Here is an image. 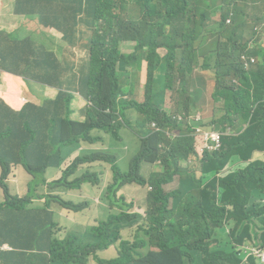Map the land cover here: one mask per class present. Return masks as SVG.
Listing matches in <instances>:
<instances>
[{"label": "trees", "instance_id": "obj_1", "mask_svg": "<svg viewBox=\"0 0 264 264\" xmlns=\"http://www.w3.org/2000/svg\"><path fill=\"white\" fill-rule=\"evenodd\" d=\"M15 1L17 17L37 18L41 39L51 30L76 47L81 26L92 36L85 50L89 70L64 83L69 60L62 64L30 38L16 42L17 29L0 27V71L55 92L41 105L28 102L19 110L0 97V264H87L98 248L99 264H242L241 252L256 248L255 220L263 227L264 243V161L252 160L255 152L264 153V45L254 41L258 32L245 36L246 29L264 32V0H86L87 9L70 4L57 19L49 18L55 12L50 6L71 0ZM127 5L138 9L136 21L124 18ZM124 44L133 51L124 53ZM179 56L189 80L177 92L189 94L190 102L180 113H145L146 105L134 99L142 67L148 68L150 103L156 75L165 89ZM196 69L214 74L211 96L206 97L210 81L192 76ZM1 90L6 91L4 82ZM207 104L222 148L199 153V177L183 162L192 165L194 133L203 121L177 117ZM128 107L144 114L136 126L125 114ZM146 124L157 128L145 130ZM131 130L140 148L125 172L121 145ZM231 163L240 165L219 178ZM145 164L156 166L148 177ZM21 167L29 179L24 196L9 184ZM49 170L56 172L52 179ZM176 176L179 187L166 193L164 187ZM127 187L152 188L147 217L130 213ZM96 198L108 210H121L108 225L91 230L99 242H107L84 244L82 235L60 238L58 213H80ZM135 228L133 242L121 240L123 231ZM4 244L11 250L3 251ZM248 259L261 264L255 255Z\"/></svg>", "mask_w": 264, "mask_h": 264}, {"label": "rangeland", "instance_id": "obj_2", "mask_svg": "<svg viewBox=\"0 0 264 264\" xmlns=\"http://www.w3.org/2000/svg\"><path fill=\"white\" fill-rule=\"evenodd\" d=\"M45 1H50V0H45ZM57 1H60V0H57ZM82 1L83 0H71V2L66 3V5H69V4L76 5L77 6L76 10H77L80 8V6H82L81 4ZM1 7L3 8L2 12H6V9H7L6 4H2L0 8ZM85 8L87 9V6ZM2 12L0 11V22L3 17ZM24 18L30 19L32 23H34L37 20L36 17H24ZM124 18L136 21L139 18L138 9L135 6L127 5L125 8ZM32 25L34 27V24ZM34 28H35V31L39 29L40 28L39 24H35ZM254 32L259 33V35L254 38V41L258 42L261 40L262 44L264 45V37H263L264 32L262 31L261 33V29L259 27L255 28V30L246 29L245 31L246 38H252L254 35ZM91 36H92V32L89 31L87 26H83L82 35L80 36L79 43L76 46V48H68V49L66 48L65 50V48L62 47V45H59V44L55 45V48H57V51L59 52V57L61 61H63L64 59L69 60L67 61L66 63L67 66L65 67V70H64V77H65L64 83L71 82L74 79V76H77L78 78L80 75H84L86 70H89V65H88V62L86 61L85 50H86V45L88 44L89 38ZM40 42H42V40H40ZM126 47L127 46H123L124 49ZM159 54L162 55V51L159 52ZM202 60H203L202 57L198 58L199 67H201L202 65ZM74 62H75L76 67H73ZM184 63H185L184 58L182 56H179L177 61L175 62V67L177 68L175 77L172 80L170 76L167 77L166 79L167 84H166L165 89H162V86L160 84L161 82L160 75H156V78H155L156 83L152 87V92L155 98L152 97V101L150 103H146L147 101L146 90H141V88H138V91L136 92L134 99L137 100L140 103V105H146V108L143 109L145 113L152 112V110H160V111L171 112V113H180L182 112V108L184 107V105L187 102H190L191 96L189 94H182V93L177 92L181 88V82L184 79H187V81L189 80L188 76L186 78L184 74ZM120 67L121 69H123L125 65L122 64ZM192 76L203 79V75L198 69H196L193 72ZM212 82H213V79L211 78L210 84L207 87L206 97L211 96L213 92ZM170 88H173L175 91L170 90ZM19 91H20L19 93L20 95H24L28 91H30V89L28 87H22ZM1 92L3 91L1 90ZM38 94H40L42 97H45V93H38ZM161 95H162V99H161ZM78 105H79V102H76L75 107H77ZM138 112L139 110L134 107H128L125 110V114L133 126H136L137 121L139 122L141 116L144 115V114L139 115ZM213 112L214 111L212 109V106L207 104V105H204L201 109L197 110L195 116L197 117L198 120L206 121L212 117ZM149 124L145 125V130L147 129ZM203 124L206 125L203 128L210 129L207 126L209 125V123H203ZM200 145H202V143ZM121 146L124 147V151L126 152V154L121 159L120 163H121L122 169L126 172L129 170L131 160L139 152L140 140L136 136V134L131 130V136H130L129 142ZM75 150H76L75 148L69 150L67 154L68 157L70 156V154L75 152ZM253 160H263L264 161V153H260L258 155L255 154ZM191 162H192V165H189V161L186 160L183 162V166L189 167V168L191 167V169L193 170V173L195 174L197 172V174L200 176L201 172H200V168H199L200 165L198 163V160L195 158H192ZM153 170H156V166L145 164L143 167V173L147 177ZM231 170H232V167H229V171ZM55 174L56 172H52L51 170L48 171V177L50 179H52L55 176ZM28 182H29V179L27 178L26 170L25 168L21 167L18 172V177L16 179H12L9 182V184L14 194H20L24 196L26 192H28V190L26 189L24 192L22 190V187H26ZM179 183H180V178L179 176H176L173 182H171L170 184L164 187L165 192L166 193L174 192L179 187ZM141 189L142 188H133L131 189V192H134V195H135L136 193L140 192ZM59 193H61L66 198H72L73 200L77 202L79 201V197L72 196L66 190H61ZM149 194L150 192L148 188V189L142 190L140 194L133 196L131 200L128 202V203L133 204V208L130 210V213L141 214L143 218H145L147 215V211H148L147 200H148ZM2 195H3V192L0 191V196ZM39 202H43V201L40 200ZM120 213H121L120 209H112V210L98 212L97 204L93 203L87 209H85L84 211L80 213H72L69 211L59 212L58 213L59 217L56 219V221L61 231L66 230L67 228L75 229V228H78L79 225L83 228L90 229L92 227H98L102 223L108 222L112 217H115L119 215ZM64 220H66L67 222L63 223ZM135 231H136V228L132 231H123V233L121 234V240L133 242L135 239ZM262 232H263V227L257 220H255L253 222L252 235H253L256 247H264V243L261 238ZM99 239L100 238L97 237L93 241V244L100 243L101 241L99 242ZM248 251L249 250H245L243 254Z\"/></svg>", "mask_w": 264, "mask_h": 264}, {"label": "crops", "instance_id": "obj_3", "mask_svg": "<svg viewBox=\"0 0 264 264\" xmlns=\"http://www.w3.org/2000/svg\"><path fill=\"white\" fill-rule=\"evenodd\" d=\"M2 4H6V12H2L3 8H0V11L3 14L2 20L0 22V27H4V28H8V29H17V31L14 33V36H12V38L16 41V42H21L23 41L25 38H30L31 41L38 43L37 45H39L40 43L45 46L47 48V50L49 52H53L54 55H56L59 60L61 61L60 57H59V52L57 51V48H55V45L59 44L62 45V47L68 49V48H76L71 47L66 41H64L61 36L58 33H55L51 30H45L43 34H46V37H43L41 39L39 32H40V28L38 30L35 31V24L31 22L30 19L28 18H24V17H17L15 15V9H17V2L15 0H0V6H2ZM81 4L86 7V0H83L81 2ZM71 6L66 5V2H58L56 4H54L53 6H50V8L52 7L54 9L55 12H51L50 11V15L49 18L50 19H57L59 18L60 15H62V13L69 7ZM74 7L76 8L77 6L74 5ZM34 24V27L33 25ZM82 27H80L79 32H78V39H80V36L82 35ZM40 40H42V42H40ZM123 46H127L125 49L123 48ZM122 46V51L124 53L127 52H132L133 51V46L131 44H124ZM86 54V52H85ZM162 56H164L163 52H162ZM67 59H64L62 62V64H65ZM2 67V63L0 64ZM142 74H141V82H140V88L141 90L144 87L145 84V78H146V72H147V67L144 66L142 67ZM203 75V77L206 79L207 82L210 81V79L212 78L209 74H204L201 73ZM6 84V91L0 92V97L4 100L7 101V103L14 109L19 110L21 109L26 103L30 102V103H34L37 105H41L46 98L51 99L54 97L55 92L54 90H51L49 88H44L41 86H38L34 83L31 82H27L26 80L7 74L3 71H0V86L2 83ZM22 87H28L30 89V91H28L26 94L24 95H20V89ZM136 90L138 91V87H136ZM38 93H45V97H42L40 94ZM25 100V101H24ZM80 105H78L76 108H78ZM81 107V106H80ZM203 107V106H202ZM212 120V117L206 121H203V123H209ZM130 140V138H129ZM129 140L126 142L128 143ZM124 143V144H126ZM124 157V156H123ZM122 159V158H121ZM12 179H16V178H12ZM11 179V180H12ZM133 188H142V190L146 189L145 187H127L123 193H125L127 195L128 198V202L131 200V198L137 194H140V192L136 193L134 195V192H131V189ZM99 198L95 199V203L97 204V211L98 212H102V211H106L108 210L106 207L104 206H100L98 205L99 203ZM141 215V214H140ZM142 216V215H141ZM147 217V215H146ZM112 221V219H110L108 222L106 223H102L100 224L98 227H92L90 229L88 228H83L81 227L79 224L78 228L75 229H66L63 230L60 235L63 237H66L68 235H77L83 236V241L84 244H91L93 243V241L96 239L93 237L91 230L92 229H98L101 225H108L110 222ZM64 222L66 223L67 221L64 220ZM62 237V238H63ZM107 241H101L100 243H98V245H103L104 243H106ZM119 246V242L116 243ZM5 245L8 244H4L2 247L3 251H6V249L4 248ZM248 250V249H246ZM101 250L98 248L97 252H100ZM114 251V247L112 246L107 252L106 255L107 256H112V252ZM245 250H243L241 253L243 255V257H245V253L243 254ZM91 254V256H89L87 258V264H99L95 259L96 256L99 254ZM242 264H249V259L244 258V260L242 261Z\"/></svg>", "mask_w": 264, "mask_h": 264}, {"label": "built area", "instance_id": "obj_4", "mask_svg": "<svg viewBox=\"0 0 264 264\" xmlns=\"http://www.w3.org/2000/svg\"><path fill=\"white\" fill-rule=\"evenodd\" d=\"M228 24L231 25L230 21H228ZM253 64H255V61H253ZM25 101V100H24ZM181 121L185 119H196L197 121H200L197 119L195 114L193 115H186L183 114L181 116H178ZM202 121V120H201ZM157 128L156 124H153L152 129ZM195 136H196V150L199 153H203L205 150H208L210 152L218 151L221 148V136L217 133V131H209L204 129L203 127L199 126L195 130ZM202 143V145L200 144ZM4 248L6 250H11V247L9 245H5ZM249 251L245 253L246 259L249 258L250 255H255L260 259V262L264 264V247H257L254 249H248Z\"/></svg>", "mask_w": 264, "mask_h": 264}, {"label": "clouds", "instance_id": "obj_5", "mask_svg": "<svg viewBox=\"0 0 264 264\" xmlns=\"http://www.w3.org/2000/svg\"><path fill=\"white\" fill-rule=\"evenodd\" d=\"M228 24V23H227ZM229 25V24H228ZM163 52V51H162ZM255 64H256V61H255ZM246 67H247V64H246ZM142 70H143V68L141 69V72H140V74H139V77L136 79V82H137V87L138 88H140V82H141V74H142ZM201 73H204V74H209L211 77H212V79H213V76H214V74L212 73V72H201ZM147 74H148V68H147V72H146V78H145V84H144V87H143V89L142 90H145V87H146V84H147ZM204 78V77H203ZM205 79V78H204ZM206 80V79H205ZM207 82V81H206ZM144 92V91H143ZM169 113H171V112H169ZM172 114V113H171ZM193 114H196V112L195 113H193ZM193 114H191V115H193ZM181 115H183V114H181ZM181 115H179V116H181ZM152 126L153 125H151V126H149L148 127V129H151L152 130ZM204 126H206V125H204V124H202L201 125V127H204ZM210 129H206V128H204V129H206V130H209V131H216L212 126H211V121L209 122V125H207ZM194 139H195V142H194V147H195V150H196V144H197V141H196V136H195V133H194ZM200 144V143H199ZM221 146H222V138H221ZM222 148V147H221ZM221 148H220V150H221ZM220 150H218V151H214V152H219ZM210 152V151H209ZM214 152H210V153H214ZM260 153H262V152H255L254 153V155L256 154V155H258V154H260ZM254 155H253V158H254ZM198 156H199V154H198V152H197V150H196V156L194 157L195 159H198ZM253 158H252V160H253ZM251 160V161H252ZM240 165V163H231V164H229V165H227L224 169H223V171L219 174V178H221V177H225L226 175H228V174H230V173H232V172H234L237 168H238V166ZM143 167H144V165H143ZM229 167H232V170L231 171H229ZM198 175V174H197ZM201 175H202V173H201ZM200 175V176H201ZM199 176V175H198ZM199 176V177H200ZM146 189H148L149 188V192L152 190V188L151 187H145ZM62 232V231H61ZM60 232V233H61ZM60 233H59V237L60 238H62L63 236H61L60 235ZM228 233H229V229H227V232L225 233V234H223V236H226V235H228ZM64 238V237H63ZM213 241H214V238H213ZM216 243L214 242L213 243V245H215ZM257 248V247H256ZM91 254H94V253H91ZM91 254L89 255V256H91ZM88 256V257H89ZM262 264V263H261Z\"/></svg>", "mask_w": 264, "mask_h": 264}]
</instances>
